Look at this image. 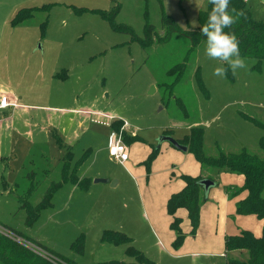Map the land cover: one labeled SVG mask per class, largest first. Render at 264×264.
Segmentation results:
<instances>
[{"label": "rangeland", "instance_id": "1", "mask_svg": "<svg viewBox=\"0 0 264 264\" xmlns=\"http://www.w3.org/2000/svg\"><path fill=\"white\" fill-rule=\"evenodd\" d=\"M207 8L208 0H0V88L15 89L20 103L34 109L32 129L36 134V143L28 137L16 143L15 149L5 143L8 159L0 162V241L9 239L18 246L17 264L28 263L31 256L50 263L28 244L41 246L67 264H226L227 258L220 254H200H216L221 247L223 252L224 243L218 239L224 238L226 231L228 235L241 232L239 225L233 224V216L226 214L229 201L235 211L236 199L229 190L242 187L241 176L204 169L199 176L214 178L216 187L210 189L202 204L195 233L188 216L183 244L169 247L164 243L166 249L161 252L156 237L141 219L135 183L124 167L102 154L115 121L116 130H112L120 133L123 141L127 122L132 132L154 144L156 155H167L169 149L178 151L187 167L192 163L190 168L198 166L192 150L183 153L165 142L156 151L157 140L169 133L183 143L191 128L199 126L210 156L244 148L262 154L259 144L264 128L254 121L264 124V61L258 67L256 60L242 57L245 68L235 75L229 70L222 78L215 76L214 70L227 65L205 56V42L195 46L192 38L180 32L167 41L159 40L168 32L164 16L171 17L182 30L194 32L200 27L201 12ZM24 9L37 10L29 20L14 25L12 21ZM246 9L264 24V0H248ZM147 26L153 27L154 41L144 45ZM71 107L113 117L99 120L93 114L85 123L88 131L76 144L75 152L80 155L94 144L99 161L87 167L97 156L93 152L83 171L96 174L104 168L103 172L111 170L115 178L122 179L120 186H103L105 191L91 196L92 206L85 209H79L65 190L49 200L48 192L66 172L60 175V160L54 161L58 148L46 147L37 137L41 129L34 126L44 124L48 115H59L60 109ZM44 165L49 166V172L42 173ZM39 204L40 211H35ZM223 219L227 221L226 231ZM247 221L251 226V220ZM110 228L132 238V243L101 242V231ZM189 238L188 256L179 258L176 253ZM129 246L145 249L142 255L146 260L130 256L126 252ZM228 257L248 261L247 254L229 253ZM0 264L7 263L0 260Z\"/></svg>", "mask_w": 264, "mask_h": 264}, {"label": "crops", "instance_id": "2", "mask_svg": "<svg viewBox=\"0 0 264 264\" xmlns=\"http://www.w3.org/2000/svg\"><path fill=\"white\" fill-rule=\"evenodd\" d=\"M53 76L56 77L57 74H54ZM1 92L8 94L11 101L16 103L15 106L0 110V114H3L2 118H0V162H4L6 159H8V155H5L3 150V146L5 145V143H7V145L10 147L14 146V149L16 143L21 141L22 138L28 137L31 139V141H34L33 143H36L35 139H33V136H36V134L32 129L33 128L32 122L34 119L32 117V111L34 109H32V107L28 105L20 103V94L17 93L15 89L4 91L0 88V93ZM59 111H60L59 115L56 116L48 115V117H45L44 124L42 125L34 124V126H37L38 128L41 129L40 131H38L39 135H37V137L41 138L44 141L46 147L50 145L52 147L58 148L57 150H59V151H54V154L58 157L57 159L55 158L54 161L57 162L58 160H60V164H61L60 175L64 171L66 173L65 175L63 174L64 175L63 179H62V175L59 177L58 182L62 183V186L56 193L62 194L63 192L60 191L65 190V192L69 193V198L72 197L74 202L78 205L79 209H85L86 207L92 206V204L89 203L90 202L89 198H91V196L94 197L95 194L105 191V187L103 186L111 183L114 184V186L112 187L120 186L122 184V179L115 178L117 176H115L113 174V171L111 170H105L103 172L104 168L102 169V171L96 174H91V172H88V169L83 171L84 167L86 166V163L90 159L88 157H90L93 152H96L97 156L95 154L92 164L88 165L87 167L91 168L93 164L99 161L98 150L95 148L94 144L93 145L90 144L91 146H89L88 149H86L85 151H82L81 152L82 154L80 155L76 154L75 152L76 144L79 142L80 138L83 135H86L88 131V128H85V123L91 117H93L94 111H91L88 108H79V107H71L69 109H63V110L60 109ZM76 118L77 119L81 118V119H79V122H76ZM61 120H63L65 124L64 122H62L61 124ZM125 129H126L125 132H127V135L129 136L127 141L126 140L124 141L128 149L129 159L125 163H121L110 155L109 136L113 131L112 127H110L111 131L106 141L107 145L105 148H103L102 154L103 153L107 154V158L111 163L115 164L116 166H122L127 170L130 180L133 183H135L137 188L138 195L135 202H137L140 211H142L140 214L141 219L146 224L149 233H152V235H154V238L156 237L155 238L156 245H158L160 251L165 252L166 247L164 243H167L169 247H171V244L172 243L174 244L176 240L175 231H173L172 228L170 229V225L173 222V217L168 213V209H167L168 201L172 197V195L181 192L185 188L186 183L182 178L184 175L199 177V175L202 174V168L198 161H197L198 164L197 167L190 168L192 163H190V165L187 167L185 163L186 159L180 157V155L176 153L178 151H173L172 149H169L167 155H161V154L157 155L155 159L151 162V164L148 166L147 161L150 155L153 153L152 148L154 144L148 143L147 140L142 139L137 134V132H132V130H130L129 123H127ZM134 138L136 139L133 140ZM91 143L93 142L91 141ZM164 143L160 146V148L164 146ZM157 146H158V140H157ZM157 146H155V148H157ZM12 151L14 152V150ZM187 152L188 151L183 153H187ZM68 156L69 159H67ZM45 159L47 162L48 159L47 158ZM174 164H176L177 166H174ZM48 167H49L48 165H44L42 168V173L49 172ZM241 177L243 179L242 184H244V177L243 176ZM96 179H108L110 182L95 183ZM6 185L8 184L6 183ZM14 185L17 184L15 183ZM209 194L210 191L208 193V197ZM98 196L101 197L100 194ZM245 196L246 193H241L239 196L232 198V199H236L235 211L234 208L231 209L232 207L229 206L230 204L229 201L227 204L228 208L226 210V214L228 216L231 215L234 217L232 221L233 224L239 225V231L238 229H236L238 232H240V230L241 231L247 230L252 232L255 237L259 238L263 234L264 220H260L254 215H250V216L236 215L237 203L240 200L244 199ZM69 198L66 200V204H69L68 203ZM214 199L216 198L214 197ZM176 217L182 220V224H181L182 230L184 229V231H186L185 222H188V211L185 208H180L176 213ZM247 220H251L250 221L251 226H248L250 223H247L248 222ZM202 222H201L200 231L202 230V226H203ZM226 223H225V219H223L222 221L223 231H226L225 230V227H227ZM110 226L112 227L111 224ZM113 229L114 228H110L101 231V237H100L101 242H103L102 238L106 231L117 232L116 230ZM158 233L163 234L165 240H162ZM227 236H228L227 231L225 232L224 238L220 237V239H218L219 237L217 236L218 242L222 241L224 243L223 252L221 247V249H217L216 254L206 253L200 255L206 257H213L217 254H220L223 257H226L225 239ZM132 240L133 239L130 238L131 243ZM190 240H192V238H189L188 240L186 239L185 247L182 248L180 252L176 253L179 254L178 255L179 258L187 255V250L189 249L187 247H189L191 244L189 243ZM103 243L109 244V242H103ZM162 244L164 247L162 246ZM137 251L140 252L141 254L142 253L146 254L145 249L141 248L140 250ZM231 253L240 256H242V254H247L241 251H233Z\"/></svg>", "mask_w": 264, "mask_h": 264}, {"label": "trees", "instance_id": "3", "mask_svg": "<svg viewBox=\"0 0 264 264\" xmlns=\"http://www.w3.org/2000/svg\"><path fill=\"white\" fill-rule=\"evenodd\" d=\"M235 7L238 10L243 9L246 16L241 17L237 23H235L230 29H224L225 32H232L235 34L241 57L250 58L257 61L259 65L264 61V24L256 21L252 14L246 9L245 0H230V8ZM212 9V5L208 3L206 11L200 14V27L203 26L208 18L209 12ZM37 9H24L21 10L14 18L12 23L18 25L24 21L29 20L33 17V11ZM164 24L168 27L166 36L161 41H167L171 35L175 32H180L192 38L195 46L201 42H205V37L200 34V27L197 31L189 32L182 30L175 21L169 17L164 16ZM146 40L142 41L144 45L151 44L154 41L153 27H146ZM259 127L264 128V124L258 121H254ZM116 121L112 123V128L116 126ZM116 130V128L114 129ZM165 135H170L165 133ZM203 129L199 126L191 128V134L187 136L184 142H180L182 145L188 147V151L192 150L196 156L197 161L200 163L202 171L206 168L216 170L218 173L229 172L244 177V184L239 190L230 189V195L232 198L239 196L241 193H246L244 199L237 203L236 215L237 216H250L254 215L260 220H264V137L260 140L261 155L249 152L247 149H242L236 153L226 154L221 152L219 156H210L206 152V147L203 142ZM128 135L125 136L124 141L128 139ZM134 138L133 140H135ZM185 143V144H184ZM160 149V148H159ZM158 148L155 150L158 151ZM157 155L153 152L148 161L149 166ZM183 180L186 183L185 188L172 195L168 201L167 209L169 215L173 217L171 228L176 233V240L174 242L176 247L183 244L185 235L183 233L181 224L182 220L176 217V213L180 208H185L188 211V216L191 221L193 232L199 224L202 204L208 199L205 194L201 181L204 177H191L184 175ZM216 183V180L212 177H207ZM62 183L53 186L49 193V200L53 198L55 193L61 188ZM20 200V199H19ZM24 201H21V204ZM25 206L24 204H22ZM21 205V206H22ZM41 205L34 207L35 211H40ZM38 212L34 215V219H37ZM29 216V215H28ZM234 218V217H233ZM30 221V218L27 219ZM0 241V260H5L7 264H17L16 253L18 246L9 239H3ZM103 242H109L111 244H130V238L125 234L106 231L102 238ZM80 250V248L78 249ZM225 250H226V264H264V229L261 237L257 238L252 232L242 230L238 235H228L225 239ZM233 251H241L248 254V261L244 262L239 259L229 258L228 254ZM130 256L135 259H141L145 261V257L129 246L126 251ZM43 261V260H42ZM26 264H51L41 262V258L31 256ZM105 264H128L122 261H111ZM132 264H138L132 263ZM145 264V263H142Z\"/></svg>", "mask_w": 264, "mask_h": 264}, {"label": "clouds", "instance_id": "4", "mask_svg": "<svg viewBox=\"0 0 264 264\" xmlns=\"http://www.w3.org/2000/svg\"><path fill=\"white\" fill-rule=\"evenodd\" d=\"M208 3L212 9L206 23L200 27V34L205 37V56L221 65H227L215 68V76L223 78L229 70L235 75L238 69L245 68V61L240 55L235 34L225 32L224 29H230L241 17H245V11L230 8V0H208Z\"/></svg>", "mask_w": 264, "mask_h": 264}, {"label": "built area", "instance_id": "5", "mask_svg": "<svg viewBox=\"0 0 264 264\" xmlns=\"http://www.w3.org/2000/svg\"><path fill=\"white\" fill-rule=\"evenodd\" d=\"M246 2L248 0H245ZM16 103L11 101L10 97L6 93H0V110L7 109L9 107L15 106ZM94 116H97L99 120H111L113 117L103 114V113H93ZM127 126V123H126ZM109 153L110 155L115 158L117 161L121 163H125L129 159V153L128 149L122 139V135L120 133H117L115 131H112V133L109 136ZM7 231V230H6ZM30 246V249L34 252H37L40 256H44L46 260H48L51 264H67L65 261L59 259L56 255L53 253L44 250L39 245L34 244H28ZM69 264V263H68Z\"/></svg>", "mask_w": 264, "mask_h": 264}, {"label": "water", "instance_id": "6", "mask_svg": "<svg viewBox=\"0 0 264 264\" xmlns=\"http://www.w3.org/2000/svg\"><path fill=\"white\" fill-rule=\"evenodd\" d=\"M155 89L154 87L151 89V93H154ZM164 142H169L170 144H172L176 149L186 152L188 151V147L185 145H182L178 140H176L175 138H173L170 135H163L160 137V139L158 140V146L157 148L159 149L160 146L164 143ZM110 181L108 179H96L95 183H109ZM201 186L203 187L206 196L208 197V193L210 191L211 188L216 186V183L210 179H203L201 181ZM112 186H114V184L112 183Z\"/></svg>", "mask_w": 264, "mask_h": 264}]
</instances>
